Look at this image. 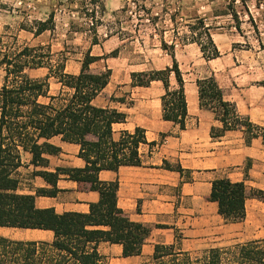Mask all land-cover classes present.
Segmentation results:
<instances>
[{
    "label": "crops",
    "instance_id": "0c3cea01",
    "mask_svg": "<svg viewBox=\"0 0 264 264\" xmlns=\"http://www.w3.org/2000/svg\"><path fill=\"white\" fill-rule=\"evenodd\" d=\"M62 1L64 4L58 5ZM153 1L156 7L153 4L148 14L158 18V22L154 18L153 22L149 19L141 21L146 23V29L133 30V36L123 35L127 29L119 31L115 27L116 15L125 8L122 0H13L10 11L0 7V34L19 20L21 9H24L26 20L31 23L27 28L33 31L22 30L20 23L18 43L49 47L54 58L61 56L66 59V74L79 75L87 55L99 58L90 66L91 72L98 74L109 69L112 74L108 86L93 101V105L116 109L127 115L125 123L113 125L114 139L118 140L122 131L133 133L140 128L145 130L148 143L157 144L152 148L148 144L140 146L142 166H125L117 172L99 173L101 182H119L118 208L132 222L151 228L141 256L124 258L122 245L101 242L97 245L101 257L99 264L148 262L156 245H176L184 252L206 246L212 248L216 241L227 239V234L237 226L242 229L245 241H264V200L251 196L253 191L264 193L263 141L255 138L251 146H246L241 131L227 132L220 140L213 141L211 129L221 128L222 125L212 111L201 109L196 84L198 79L214 75L225 100L234 103L239 114L264 127V50L255 46H238L242 42L232 31L211 29L221 56L206 61L196 43L189 39L186 42L181 40L182 32L171 16L174 12H181L197 17L198 1L179 0L176 7L175 0ZM51 15L54 30L35 36V23L45 22ZM163 42L168 46L174 45L175 58L185 79L188 110L185 130L163 119L165 87L162 82L154 81L148 87L131 85L133 75L172 66L173 58L162 48ZM114 52L117 55L113 57L111 54ZM28 73L32 78L45 79L49 70L40 68ZM49 84L50 96L58 97L61 93L70 92L55 78H50ZM171 88H177L174 77L171 78ZM119 99H125V103L122 104ZM50 143L62 151L57 156L44 155L46 163L43 166L34 167L31 155L23 154V166L17 173L20 193L35 195L37 189L52 188L43 178L34 176L35 171L56 173L59 169L85 167V162L78 157V145L63 142L60 137L53 138ZM165 161L180 165L187 173L181 176L163 169ZM249 162L251 166L246 178L245 169ZM222 177L233 182H245L249 197L246 202L247 217L243 223L226 224L218 214L217 204L209 201L213 182ZM57 188L59 193L55 198L36 197V207L53 208L58 214H87L90 204L101 201V195L91 191L88 184L71 181L62 172ZM96 229L109 230L107 227ZM0 235L28 242L52 243L54 238L50 231L8 228H0ZM177 235H181L180 242H177Z\"/></svg>",
    "mask_w": 264,
    "mask_h": 264
},
{
    "label": "trees",
    "instance_id": "16d2710c",
    "mask_svg": "<svg viewBox=\"0 0 264 264\" xmlns=\"http://www.w3.org/2000/svg\"><path fill=\"white\" fill-rule=\"evenodd\" d=\"M35 36L54 30L51 15L45 22H36ZM22 30L33 31L25 26ZM202 33L196 43L206 61L221 56L214 43L211 28L202 19L196 30ZM0 36V228L50 231L53 242L15 241L0 236V264H99L101 257L97 245L101 242L120 244L123 257H139L151 228L132 222L117 206L119 182L104 183L99 180L102 171L117 172L121 167L143 165L139 148L148 144L146 132L137 128L133 133L122 131L114 139L113 125L125 123L127 115L116 109L98 108L93 101L108 86L111 70L92 73L90 66L99 58L87 55L79 75L65 73L66 59L62 57L53 65L54 56L49 47L20 45L17 36ZM206 37V42L202 37ZM7 39V41H6ZM162 48L173 58L171 67L133 75L132 87H148L160 81L165 87L162 97L163 119L186 129L188 118L185 79L175 58L174 45L162 43ZM114 52L111 56H116ZM46 68L45 79H35L30 70ZM174 77L177 88H171ZM55 78L69 93L50 96L49 79ZM201 109L212 111L221 128L211 129V138L220 140L227 132L241 131L245 145L251 146L255 138L264 144V127L239 114L234 103L224 98L223 90L215 76L198 79ZM60 106H56V102ZM122 104L125 99H119ZM60 137L63 142L80 147L78 157L85 162L83 169H59L56 173L35 171L51 189H37L35 195L19 192L18 170L23 166L22 156L29 153L34 167L43 166L44 155L57 156L61 149L50 141ZM247 163L245 177H248ZM163 169L184 176L180 165L164 162ZM78 184H88L91 191L101 195L99 203L89 205V213L66 212L55 209H38L36 197H57L59 174ZM251 196L264 200V193L253 191ZM249 197L245 182H233L224 177L213 182L209 201L216 203L218 214L226 224L243 223L247 217L246 202ZM140 211V210H139ZM100 227L109 228L103 231ZM166 228V226H157ZM181 235H177L180 242ZM40 253L45 256L40 257ZM47 255V258H45ZM44 259V260H43ZM141 264H264V241H250L229 247H212L199 253L184 252L176 245H156L152 259Z\"/></svg>",
    "mask_w": 264,
    "mask_h": 264
},
{
    "label": "rangeland",
    "instance_id": "374dc122",
    "mask_svg": "<svg viewBox=\"0 0 264 264\" xmlns=\"http://www.w3.org/2000/svg\"><path fill=\"white\" fill-rule=\"evenodd\" d=\"M60 1V0H59ZM85 1V0H84ZM101 1V0H100ZM125 4V8L122 11H119L116 15L117 25L115 26L119 31L121 28L127 29L123 31V35L133 36V30H145V20L158 22V18L149 16V10L153 4V0H122ZM182 1V0H181ZM198 1V15L197 17H189L187 14H182L181 12H174L171 16L174 21H177V28L180 29L182 34L180 35L181 40L187 41L193 38H197L199 34L203 31L202 29L196 30L198 27V20L202 19L207 26H210L211 29H222L225 32L232 31L237 35V39L242 42L243 47H252L260 48L264 50V0H197ZM2 2H5L6 5H3ZM83 2V1H80ZM90 2V1H88ZM175 7L178 6L179 0H175ZM13 0H0V7H5L7 12L12 7ZM59 3L58 5H63ZM57 4H55L56 6ZM129 8V12H128ZM213 10V11H211ZM127 11V12H126ZM181 11V10H180ZM27 12L24 9H21V14L19 15V20L17 19L15 23L7 26L1 35L5 34V31L8 32V36H17L19 31V24L21 26L30 27L31 23L26 20ZM9 16V14H6ZM168 17V16H167ZM154 18V19H153ZM165 17L163 16V19ZM169 18V17H168ZM22 20V21H20ZM20 26V28H21ZM139 26H142L138 29ZM144 26V27H143ZM240 35L242 38H240ZM202 40L206 42V37L203 36ZM7 41V39H6ZM62 59L61 56L54 58L53 65H57ZM95 71V70H94ZM3 77V72L0 71V81ZM60 102H56V106H60ZM224 178V177H222ZM227 235V239L222 241H216L215 247H229L236 244L247 243L245 237L242 235V229L237 226L233 227ZM12 230V229H10ZM1 236V235H0ZM13 240V239H11ZM15 241H22L14 239ZM28 242V241H24ZM211 247V246H209ZM208 246L201 249L191 251V253H199L203 250L209 249ZM45 253H40V257L45 256ZM47 258V255L46 257ZM44 260V259H43Z\"/></svg>",
    "mask_w": 264,
    "mask_h": 264
}]
</instances>
